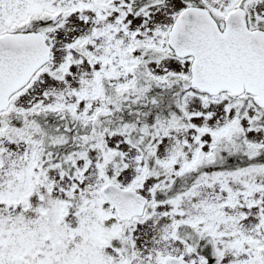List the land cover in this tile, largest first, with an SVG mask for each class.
Wrapping results in <instances>:
<instances>
[{
  "label": "snow or ice",
  "instance_id": "6c2138e0",
  "mask_svg": "<svg viewBox=\"0 0 264 264\" xmlns=\"http://www.w3.org/2000/svg\"><path fill=\"white\" fill-rule=\"evenodd\" d=\"M0 264H264V0H0Z\"/></svg>",
  "mask_w": 264,
  "mask_h": 264
}]
</instances>
